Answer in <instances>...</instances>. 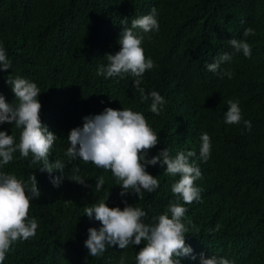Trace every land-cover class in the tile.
<instances>
[{"label":"trees","instance_id":"16d2710c","mask_svg":"<svg viewBox=\"0 0 264 264\" xmlns=\"http://www.w3.org/2000/svg\"><path fill=\"white\" fill-rule=\"evenodd\" d=\"M153 8L159 30L137 29L144 36V54L155 65L143 74L140 86L145 95L156 91L164 97L159 114L151 112L150 96L141 100L130 73L97 75V68L108 63L105 54L119 51L122 28ZM249 27L255 35L244 37ZM232 38L250 44V57L234 53ZM0 45L11 63V68L0 69V94L7 103H17L8 83L16 76L37 85L40 120L57 136L49 162L65 163L63 176L59 170L41 172L42 162L33 163L31 153L21 158L17 151L8 165L0 166L24 181L34 174L40 190L29 211V219L38 223L36 234L15 242L3 264H120L121 257L124 264H136L143 242L123 250L109 246L100 257L88 255V229L102 225L84 213L85 207L108 192L109 207L122 209L125 202L140 207L147 213L146 223H155L153 217L172 202L183 205L187 211L182 220L189 229L185 243L195 259L180 257V264H201V254L234 264H264V0H0ZM226 52L232 59L217 72L208 71L207 64ZM225 71L232 77L222 75ZM229 100L239 101L238 124L225 123ZM107 107L129 108L145 117L159 136L149 158L163 148L170 155L171 149L194 151L190 162L202 173L195 182L202 189L200 200L184 204L171 191L179 176L167 175L166 166L146 165L159 187L138 200L133 192L119 194L110 170L79 157L69 160L70 130ZM245 120L251 122L250 131ZM0 130L19 142L21 129L14 124H0ZM203 133L211 141L206 162L199 156ZM77 167L79 173H74ZM74 174L87 186L68 178ZM100 176L105 182L95 192ZM58 177L57 186L53 179Z\"/></svg>","mask_w":264,"mask_h":264},{"label":"clouds","instance_id":"9594fccd","mask_svg":"<svg viewBox=\"0 0 264 264\" xmlns=\"http://www.w3.org/2000/svg\"><path fill=\"white\" fill-rule=\"evenodd\" d=\"M127 19L121 21L122 25ZM159 30L156 19V9L150 14L133 19L130 27H123L120 37L119 51L115 54H105L107 65L97 68V75L106 78L130 73L135 77L133 87L136 88L142 101L151 98L150 110L159 114L163 110L166 101L158 92L152 91L145 95L140 86L142 76L146 70H151L154 61L146 58L142 48L144 36L141 32ZM255 35L251 27L243 32L244 37ZM234 53L242 52L245 57H250L251 46L244 39L232 38L229 40ZM232 55L224 53L217 60L207 64V70L217 72L223 62L230 61ZM11 68L10 60L6 51L0 45V69ZM222 75L232 77L231 71H225ZM8 83L16 97V104L7 103L4 96L0 94V124H14L21 129L19 142L14 136L6 131L0 130V166L8 165L13 160V153L19 152L21 158H27L29 153L33 155V163L42 162L39 167L41 172L52 173L59 170L64 175L65 163L61 160L49 162L50 149L57 136L48 130L40 120L41 104L37 97L40 89L29 80L16 76L9 78ZM228 109L225 113L226 124H238L242 119L239 101L229 100ZM82 127L70 130L67 138L70 147L67 148L65 156L69 160L81 158L85 163L91 162L96 167L110 170L117 184L120 186V195L123 197L129 192L137 195L138 200L144 198V192L151 193L159 187L158 179L146 171V165L166 166L164 169L169 176H179L172 185L171 191L184 204H191L200 200L201 188L196 186L202 173L195 161L194 151L185 149L176 153L168 148L159 150L155 155L148 157L150 149L159 143V136L149 126L145 117L137 111L129 108L113 109L107 107L101 114L86 116L83 118ZM245 128L251 130V122L244 121ZM211 152L210 136L207 133L201 135V146L199 156L207 161ZM79 173V168L73 169ZM74 182L86 185V181L78 174L71 177ZM61 178L53 179L54 185H59ZM105 179L100 176L95 183V192H100ZM40 196L37 187V179L34 174L30 175L29 181L18 179L15 174L0 171V264L6 259V254L12 245L19 240H28L35 236L38 223L35 218L29 219V211L33 198ZM109 192L95 204L85 207V214L101 223V227H90L88 237L84 241L88 249V255L100 257L109 246H118L123 250L130 245L143 247L136 253V264H180V257L192 255V248L185 243V234L189 233L188 227L183 222L187 209L178 202H172L168 208L157 217H153L155 223H146L147 213L140 207H134L125 202L121 209L118 206L109 207L106 204ZM170 213V215H169ZM190 223V222H189ZM219 226L213 231H217ZM201 264H234L233 261L212 255L200 256ZM120 264H124L121 257Z\"/></svg>","mask_w":264,"mask_h":264}]
</instances>
